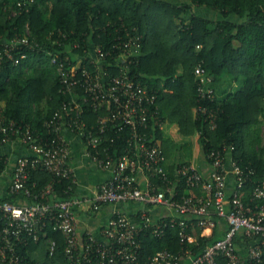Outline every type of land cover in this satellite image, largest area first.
Returning a JSON list of instances; mask_svg holds the SVG:
<instances>
[{
    "label": "built area",
    "instance_id": "1",
    "mask_svg": "<svg viewBox=\"0 0 264 264\" xmlns=\"http://www.w3.org/2000/svg\"><path fill=\"white\" fill-rule=\"evenodd\" d=\"M35 3L17 0L8 12L11 17L27 14ZM108 27L113 30L110 39L96 43L71 40L73 32L51 31L50 50L32 38L26 24L22 34L1 44L0 65L18 66L29 52L45 54L56 75L58 94L67 99L45 121V137L35 135L28 125L6 121L0 108V145L19 140L32 151L16 160L7 197L0 198V264L26 263L25 250L41 240H46L52 256L57 241L47 237L49 227L62 235L63 255L71 264H264V183L252 191L259 202L245 203L241 199L245 173L233 157V147L225 144L204 157L206 173L192 163L167 169L157 140V132L166 127L158 92L131 73L144 35L110 23L101 31L107 32ZM194 74L198 98L212 102V77L201 65ZM197 111L214 129V112L201 106ZM88 113L95 115L92 123ZM68 134L79 138L84 155L109 173L91 199L74 195L59 199L55 191L61 181L70 183L68 190L76 185ZM6 163L0 154V174ZM36 170L52 178L39 189L29 183ZM229 172L235 184L227 193ZM17 197L29 202L17 204L12 200ZM85 202L91 213L118 203H135L139 208L133 215L112 212L97 238L91 231H78L76 210ZM154 207L162 210L157 217L151 214ZM171 229L183 244L177 251L150 253L145 248L143 238L162 239ZM215 231L220 237L195 251L199 238L212 237Z\"/></svg>",
    "mask_w": 264,
    "mask_h": 264
},
{
    "label": "trees",
    "instance_id": "2",
    "mask_svg": "<svg viewBox=\"0 0 264 264\" xmlns=\"http://www.w3.org/2000/svg\"><path fill=\"white\" fill-rule=\"evenodd\" d=\"M16 1L0 0V49L3 41L22 34L26 24L32 38L50 50L47 36L57 29L73 32L71 40L94 43L110 39V27L108 33L101 31L108 23L114 28H135L144 35L141 55L131 73L158 92L160 116L170 128L168 133L157 132L167 169L177 165L169 156L182 138L203 157L222 144L232 146L233 157L246 176L241 199L250 205L259 202L252 191L264 183V0H36L29 13L11 17L8 8ZM194 7L219 18H205ZM198 65L214 81L212 102L197 96L194 70ZM223 75H229L238 87L218 95L214 84ZM66 99L58 94L56 75L45 54L29 52L18 66L12 62L0 65V108L6 121L28 125L40 137L48 136L44 123ZM200 106L214 112V129L198 113ZM87 115L92 123L95 115ZM189 159L180 163H192ZM51 179L36 170L30 174L29 183H36L39 189ZM69 184L61 181L55 185L59 199L74 195V189L68 190ZM46 231L48 238L57 241L56 252L49 255L46 240L30 244L24 264H71L63 255L62 235L51 227ZM219 237L215 231L212 237L199 238L195 251L200 252ZM143 241L150 253L177 251L183 245L173 229L165 238L149 236Z\"/></svg>",
    "mask_w": 264,
    "mask_h": 264
},
{
    "label": "crops",
    "instance_id": "3",
    "mask_svg": "<svg viewBox=\"0 0 264 264\" xmlns=\"http://www.w3.org/2000/svg\"><path fill=\"white\" fill-rule=\"evenodd\" d=\"M167 129L168 131L170 130L169 127H167ZM67 137L71 144V164L76 177L74 196L81 199H91L98 186L109 177V173L96 167V165L84 155V146L79 138L72 136L71 134H68ZM192 150L195 160L189 159V161H191L198 170L206 173L208 166L204 161V157L199 153L196 147L193 146ZM0 154L7 159V163L0 174V198L6 199L7 186L16 160L19 157L31 155L32 151L24 146L19 140H15L8 144L0 145ZM199 154L201 156H199ZM177 163L180 162L176 161L175 164ZM234 184V176L229 172L226 184L227 193H230L233 190ZM12 200L17 204H27L29 202V200L22 197H17ZM138 208L139 205L135 203H118L114 205H102L95 213H91L89 210V203L85 202L76 210L78 231L80 234H83L85 231H91L94 233L95 237L98 238L100 229L107 223L112 212L117 210L133 215ZM160 213H162L160 208L154 207L151 210V214L155 217Z\"/></svg>",
    "mask_w": 264,
    "mask_h": 264
},
{
    "label": "rangeland",
    "instance_id": "4",
    "mask_svg": "<svg viewBox=\"0 0 264 264\" xmlns=\"http://www.w3.org/2000/svg\"><path fill=\"white\" fill-rule=\"evenodd\" d=\"M195 12L199 15L204 16L205 18L215 20L219 18L218 14H215L211 11L203 10V8L194 7ZM216 94H221L222 91L225 92H232L235 91L238 87V84L233 83L230 79L229 75H223L219 81H216L214 84ZM223 93L222 95H224ZM165 131L168 133L167 127H165ZM193 144L189 143L186 139L182 138V140L179 141V143H176L174 146V150H172V154L169 156L171 162H184L189 159V157L192 156V159L195 160V157L193 155Z\"/></svg>",
    "mask_w": 264,
    "mask_h": 264
}]
</instances>
